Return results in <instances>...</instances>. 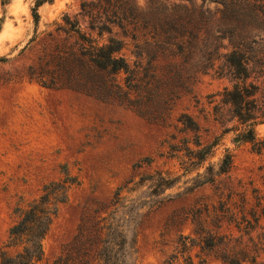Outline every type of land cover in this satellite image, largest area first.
Masks as SVG:
<instances>
[{"label": "rangeland", "instance_id": "obj_1", "mask_svg": "<svg viewBox=\"0 0 264 264\" xmlns=\"http://www.w3.org/2000/svg\"><path fill=\"white\" fill-rule=\"evenodd\" d=\"M36 1L0 6V245L44 185L73 179L39 264H96L117 197L143 205L137 264L208 236L216 244L193 248L195 263L264 264V120L241 123L223 94L254 83L264 109V0H52L35 24ZM110 37L126 73L94 70L85 55L89 39ZM233 49L247 81L226 62ZM196 143L214 145L199 165ZM226 154L229 172L194 188ZM161 177L175 184L162 190Z\"/></svg>", "mask_w": 264, "mask_h": 264}, {"label": "trees", "instance_id": "obj_2", "mask_svg": "<svg viewBox=\"0 0 264 264\" xmlns=\"http://www.w3.org/2000/svg\"><path fill=\"white\" fill-rule=\"evenodd\" d=\"M52 0H37L32 8L34 23H38V8ZM9 0H0V6L4 7ZM76 33H80L76 31ZM89 49L86 51L91 66L97 71H108L110 73L128 72L129 64L125 58L118 56L123 48L120 40L110 37L103 45L96 44L89 39ZM226 62L233 70L234 78L247 81L251 77L248 60L240 50L233 49L226 55ZM264 82V70L261 73ZM259 87L254 83H235L231 89L224 91L225 101L231 105L234 116L241 123L256 124L261 117L264 120V109L257 104L256 94ZM182 124L189 129L197 130V126L189 117H183ZM264 122V121H263ZM194 153L197 164H202L211 155L213 144L202 146ZM231 156L226 154L219 163L215 173L208 169L206 176L196 181L194 188L205 183L212 182L214 176L226 174L231 168ZM66 175V174H65ZM67 176V175H66ZM160 189L165 190L173 187L175 179L161 177L159 179ZM70 181L61 180L50 182L43 186L42 192L34 199L26 209L19 210L18 221L8 231L5 244L0 245V264H39L43 258L42 242L47 235L58 209L68 200V191L72 185ZM143 205L135 201H123L118 198L112 203V211L103 219V237L97 250L96 264H137L136 263V236L139 210ZM197 245L190 237L181 238L179 248L175 254L169 256L163 264H206L205 258H200L195 263L191 252L196 246L200 252L206 253L215 246L212 236L205 237ZM19 248V251L10 256L8 249ZM229 264H239L229 261Z\"/></svg>", "mask_w": 264, "mask_h": 264}]
</instances>
